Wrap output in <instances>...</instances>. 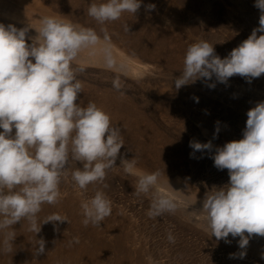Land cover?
I'll return each mask as SVG.
<instances>
[{
  "label": "rangeland",
  "instance_id": "rangeland-1",
  "mask_svg": "<svg viewBox=\"0 0 264 264\" xmlns=\"http://www.w3.org/2000/svg\"><path fill=\"white\" fill-rule=\"evenodd\" d=\"M93 2L105 0H0V23L29 26V46L43 17L96 32L98 43L83 49L71 66L83 86L77 102L102 108L124 140L103 181L81 190L69 173L59 185V202L42 205L40 222L53 214L68 222L42 224L35 234L22 220L0 231V264H264V237L251 236L243 250L240 238L231 234L228 242L217 241L199 213L205 194L229 182L228 170H218L211 157L217 147L243 138L248 110L264 101V74L251 82L234 75L220 83L213 76L179 90L174 86L189 45L207 41L223 59L259 27L255 0H142L135 15L125 12L103 24L87 14ZM149 4L155 10L149 11ZM190 141H211L213 148L194 151ZM121 158L135 161V174L124 171ZM155 172L156 185L137 194L139 177ZM97 191L111 201L112 212L100 227H86L81 203ZM162 198L175 207L150 215ZM9 231L16 238L12 251L5 252ZM41 238L45 254L35 256ZM241 251L246 252L243 258Z\"/></svg>",
  "mask_w": 264,
  "mask_h": 264
},
{
  "label": "clouds",
  "instance_id": "clouds-1",
  "mask_svg": "<svg viewBox=\"0 0 264 264\" xmlns=\"http://www.w3.org/2000/svg\"><path fill=\"white\" fill-rule=\"evenodd\" d=\"M141 3L93 2L87 14L103 24L120 19L125 12L135 15ZM254 6L260 11L259 27L227 57L221 59L214 45L204 40L189 45L183 71L174 80L177 90L213 76L227 83L234 75L251 82L264 74V0H255ZM146 8L155 10L156 5ZM40 24L29 46V26L18 29L0 23V231L26 220L29 231L38 234L42 224L67 221L53 214L40 222L38 214L42 205L59 202V185L69 173L81 190L103 181L124 146L121 130L111 124L109 114L94 102L86 107L77 102L83 86L71 66L83 49L98 43L96 32L54 17H43ZM113 64L109 57L108 67ZM119 86L114 81V87ZM189 146L194 151L213 148L211 141H190ZM211 158L218 170H228L229 182L205 194L199 213L217 241L228 242L231 234L240 238L239 248L246 249L251 236L264 237V101L248 110L243 138L217 147ZM77 163L82 167H73ZM121 164L126 173L135 174L134 160L121 158ZM158 176L159 172L141 175L137 194L149 192ZM152 207L149 214L156 215L175 205L162 198ZM81 209L86 227H100L112 212L111 201L100 191L82 202ZM15 238L14 231L7 233L5 252L12 251ZM168 239L174 242L171 235ZM45 243L37 240L35 256L45 254ZM245 255V251L239 253L240 258Z\"/></svg>",
  "mask_w": 264,
  "mask_h": 264
},
{
  "label": "bare ground",
  "instance_id": "bare-ground-1",
  "mask_svg": "<svg viewBox=\"0 0 264 264\" xmlns=\"http://www.w3.org/2000/svg\"><path fill=\"white\" fill-rule=\"evenodd\" d=\"M3 3V2H2ZM4 4V3H3ZM41 5H43L42 3H41ZM1 6V5H0ZM3 6V5H2ZM31 6H33V5H31ZM44 6V5H43ZM5 7V6H4ZM45 7V6H44ZM0 8H2V7H0ZM9 8H11V7H9ZM43 8V7H42ZM4 9V8H3ZM2 9V10H3ZM1 11V10H0ZM5 11H7V10H5ZM1 14V13H0ZM2 14H3V12H2ZM12 17V16H11ZM20 17V16H19ZM24 20V19H23ZM9 22H11L10 20H9ZM13 22V21H12ZM14 23V22H13ZM14 26L16 25L15 23L13 24ZM18 26V25H17ZM120 62V61H119ZM121 63V62H120ZM134 72H137V71H135L134 69H132ZM162 191V193H163V191L164 190H161ZM165 193V192H164ZM169 197H171V196H169ZM172 198V197H171Z\"/></svg>",
  "mask_w": 264,
  "mask_h": 264
}]
</instances>
